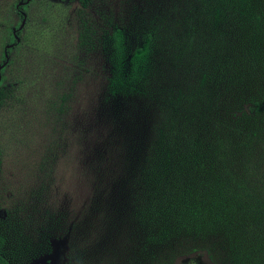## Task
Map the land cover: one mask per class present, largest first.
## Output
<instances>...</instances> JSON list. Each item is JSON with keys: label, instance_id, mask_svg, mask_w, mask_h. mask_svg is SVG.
<instances>
[{"label": "rangeland", "instance_id": "obj_1", "mask_svg": "<svg viewBox=\"0 0 264 264\" xmlns=\"http://www.w3.org/2000/svg\"><path fill=\"white\" fill-rule=\"evenodd\" d=\"M18 2L0 0V64L13 46L0 71L9 263L264 264V0H30L14 44ZM148 23L158 27L145 66L111 86L113 31L127 56ZM185 32L194 37L178 52ZM171 131L193 164L173 157L165 179L153 157ZM211 137L228 141L225 165L210 157ZM209 160L250 196L225 194ZM205 171L207 206L174 204Z\"/></svg>", "mask_w": 264, "mask_h": 264}, {"label": "trees", "instance_id": "obj_2", "mask_svg": "<svg viewBox=\"0 0 264 264\" xmlns=\"http://www.w3.org/2000/svg\"><path fill=\"white\" fill-rule=\"evenodd\" d=\"M23 1V0H22ZM200 7H203V9H207V7L212 3V0H194ZM225 0H218V2H223ZM230 1V0H229ZM232 2H235L237 4V7H244L246 9V4L240 3V0H232ZM244 5V6H243ZM157 27L158 25L156 23H148L141 27L140 33L138 35V43L132 48L131 51L127 54V56H123V46H122V35L118 30H114L112 33V46L114 49V56H115V63L111 72V77L109 80L110 85L112 86H119L122 84H126L129 80H131L132 77H134L143 67L145 66L148 57H149V51L150 48L153 45V42L157 38ZM159 30V28H158ZM194 37L192 32H185V35H182L181 39H183L180 43H178L177 51L180 52L181 49L184 46H187L185 51L189 49L190 42L192 38ZM180 45V48H179ZM67 96L65 95L61 97V103L62 101H65V98ZM3 98V93L2 90H0V104L2 102ZM261 108V104L257 101H253L251 104V110L253 113H257ZM186 133V132H185ZM176 134L181 137V140H183V134L184 132L179 135L177 132ZM175 137L174 132H167L164 135L165 143L161 144L158 148V151L155 152L154 154V165L155 166H162L165 167V179L168 176V171L171 169H174L173 166H170L171 161H173V157H177L180 161H185L187 162L191 167L193 164V157L191 156L190 152L191 150H183L184 155L183 158L185 160L181 159V156L178 157V153L181 152V148L177 147L176 145H172L171 138L173 139ZM192 137V136H191ZM209 142L206 146V149L212 158V160L217 161V163L225 165L226 157H227V152H228V141L223 138V137H211L209 138ZM192 144V143H191ZM176 147V153L175 148ZM203 162V161H202ZM195 163V162H194ZM196 163H200L196 162ZM209 163L213 165L215 168L218 169L219 173V178H218V183L221 185L223 184V191L225 194H233L235 198H240V196H245L249 197L250 193H248V190H251L245 185V179L243 178L242 180H237L232 177V174H229L226 172L222 166L218 165L217 163L209 160ZM212 166L208 167V172L207 174L208 177V182L213 180L215 182L217 178V172H215V168ZM200 177L203 178V182L199 183L198 190L195 192L191 193L190 198H178L173 200L172 202L174 204L180 203V205L183 208H196L198 205L202 203L204 207L207 206L206 202V196L208 194H211V192L214 191L213 186H209V184L205 185L206 181V171L201 174ZM164 179V180H165ZM226 181V187L224 186V182ZM206 191V192H205ZM250 192V191H249ZM156 203L160 207L162 205L161 203L164 204V202L159 200H156ZM258 205L262 208L264 211V185L262 187L260 196L258 197L257 201ZM170 206V205H169ZM161 208V207H160ZM1 244V240H0ZM0 264H10L9 261L0 253Z\"/></svg>", "mask_w": 264, "mask_h": 264}, {"label": "flooded vegetation", "instance_id": "obj_3", "mask_svg": "<svg viewBox=\"0 0 264 264\" xmlns=\"http://www.w3.org/2000/svg\"><path fill=\"white\" fill-rule=\"evenodd\" d=\"M24 1V0H23ZM19 3V2H18ZM28 4V3H27ZM16 6V5H15ZM24 6H26V5H22V6H19V7H14L15 8V10H16V12H17V14L19 15V18H21V21H22V16H21V14L23 13V9H21V8H23ZM24 15H25V18H26V14L25 13H23ZM25 20V19H24ZM21 23V22H20ZM20 25V24H19ZM18 25V26H19ZM18 26L17 27H15V28H13L12 30H11V37H12V39H13V41H14V44H17V43H15V38H14V36L12 35V31L13 30H15V37L19 40V36H18V32L20 31H16V29L18 28ZM18 42V41H17ZM9 45H11V44H9V43H7V44H5L4 45V47H3V50H2V54H3V62H1V64H3L4 63V60H5V57H6V59H7V61H8V50L9 49H11L12 47H10V48H6V46H9ZM7 61H6V63H7ZM5 63V64H6ZM1 64H0V66H1ZM4 64V65H5ZM0 71H1V69H0ZM0 77H1V74H0Z\"/></svg>", "mask_w": 264, "mask_h": 264}, {"label": "water", "instance_id": "obj_4", "mask_svg": "<svg viewBox=\"0 0 264 264\" xmlns=\"http://www.w3.org/2000/svg\"><path fill=\"white\" fill-rule=\"evenodd\" d=\"M29 1L30 0H24L23 2H19V3L16 4L15 7L17 8L19 6L26 5ZM21 16H22V21H21L20 25L18 26V28L16 29V31H19L21 29L23 23H24L25 15L22 13ZM12 35L15 38V43H17L18 39L15 37V30L12 31ZM10 47H12V45L6 46V48H10ZM6 61H7V59L5 57L4 63L1 64L0 69L4 66V64L6 63Z\"/></svg>", "mask_w": 264, "mask_h": 264}]
</instances>
